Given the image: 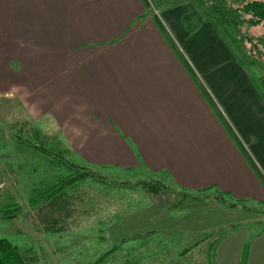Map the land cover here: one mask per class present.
Returning <instances> with one entry per match:
<instances>
[{"label":"crops","instance_id":"obj_1","mask_svg":"<svg viewBox=\"0 0 264 264\" xmlns=\"http://www.w3.org/2000/svg\"><path fill=\"white\" fill-rule=\"evenodd\" d=\"M196 1L0 0V90L86 165L264 205V94ZM201 199L119 217L103 264H264V223Z\"/></svg>","mask_w":264,"mask_h":264},{"label":"rangeland","instance_id":"obj_2","mask_svg":"<svg viewBox=\"0 0 264 264\" xmlns=\"http://www.w3.org/2000/svg\"><path fill=\"white\" fill-rule=\"evenodd\" d=\"M244 1L246 0H226L225 2L200 0L201 13L204 12V8L209 12L208 10L214 5L220 7L222 4V7L233 8ZM149 8L152 12L151 9L158 7L153 4ZM211 14L214 17L212 21L216 19V24H220L217 15L212 12ZM220 26L221 28L217 26V30H222V33L224 32L228 36L229 45L234 55L238 57L239 62L245 67L247 66L248 72L252 75L251 78L255 80L264 94V85L260 79L264 69L260 66L257 52L250 50V43L264 35V25L249 27L242 24L238 26L237 31L226 29L221 24ZM247 37L250 38V42L246 40ZM249 51L254 52L253 57L249 55ZM203 87L207 91L206 87ZM3 93L5 92L0 90V210L4 204L15 202L18 204L20 212L15 218L9 220L2 219L0 215V238H6L19 250H28L29 255L33 256L35 260L31 264H91L92 259L101 253V247L103 249L115 245L108 241L106 243L99 241L98 238L106 239L108 227L119 217H122L120 220L132 219L134 214L141 217L142 212L148 210L145 213L148 214L158 207H162L159 211L163 214L165 211L170 212L171 210L178 212L183 207L186 208L190 204L203 201L192 198V193L184 192L185 195L167 178L152 175L143 169L124 171L115 167L100 168L86 165L67 148L51 117L46 116L40 120H32L25 113L19 101L7 99ZM221 115L230 132L243 145L244 142L240 134L238 135L224 114ZM24 140L35 143L42 141L53 153L58 150L63 151L64 157L72 158L76 164L84 165L95 176L103 180V182L92 183L87 179L78 187L76 200L74 199L72 204V215L65 220V229L59 233H47L38 228L36 209L28 206L26 202L32 184L43 179L47 174V169L43 164L42 160L45 157L42 154H34L28 148L23 147L21 143H17ZM144 182L157 183L162 188L156 195H153L143 188L142 183ZM206 195L207 198L203 199H207L211 203L216 202L223 209L243 211L242 216L246 219L240 223L243 222L241 225H244L245 228H252L256 231L264 223V205L244 201L237 207L228 208L225 196H219L216 192H206ZM111 231H113L112 228ZM206 233L211 234L212 232H201V237L209 238L207 242L217 239L214 234L205 236ZM171 235L163 234L156 238H159L157 241L158 244H161L160 247H165L166 238H172L173 240L168 241L171 244L166 246L172 247V251H176L175 245L179 239L171 237Z\"/></svg>","mask_w":264,"mask_h":264},{"label":"trees","instance_id":"obj_3","mask_svg":"<svg viewBox=\"0 0 264 264\" xmlns=\"http://www.w3.org/2000/svg\"><path fill=\"white\" fill-rule=\"evenodd\" d=\"M221 1L225 2L226 0ZM211 8L208 11L215 13L222 27L226 29L229 28L237 31L238 26L242 24L249 27L264 25V0H246L239 6L233 8L222 7V4H220V7L214 5ZM246 40L250 42L249 37ZM250 50H255V53L257 52L260 66L264 69V35H261L256 41L250 43ZM254 52L249 51V55L253 57ZM261 78H264V72ZM35 137H38L37 134ZM17 143H21L23 147L28 148L34 154H42L45 157V159L41 160L44 166H46L47 174L43 179L32 184L33 186L29 190L30 193L26 202L28 206L36 209L38 228L47 233H59L65 229V220L72 215V204L74 199L76 200L78 187L87 179L92 183L103 182V180L95 176L84 165L76 164L72 158L64 157L63 151L58 150V152L53 153L42 141L35 143L24 140L22 142L18 141ZM32 152L31 154L33 155ZM142 186L148 193L153 195H156L159 189L162 188L157 183L149 184L144 182ZM179 190L182 193L186 192L183 189ZM206 192L200 191L192 193L191 195L192 198L198 200L207 198ZM186 193L184 194L186 195ZM216 193L219 196H225L227 198L226 206L228 208L237 207L239 203L244 202L234 200L225 192L217 191ZM19 212L18 204L9 202L2 206L0 215L2 219L9 220L15 218ZM98 240L102 241V238H98ZM215 241L213 240L212 244ZM104 257V253L98 254L96 258L94 257L92 259L91 264H103ZM34 261V257L29 255L28 250H19L6 238H0V264H31Z\"/></svg>","mask_w":264,"mask_h":264},{"label":"built area","instance_id":"obj_4","mask_svg":"<svg viewBox=\"0 0 264 264\" xmlns=\"http://www.w3.org/2000/svg\"><path fill=\"white\" fill-rule=\"evenodd\" d=\"M157 14V12H155Z\"/></svg>","mask_w":264,"mask_h":264}]
</instances>
